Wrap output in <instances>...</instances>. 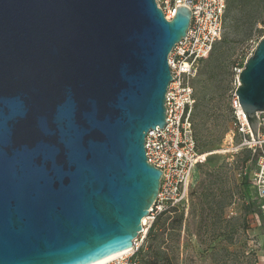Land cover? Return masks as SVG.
<instances>
[{
  "label": "water",
  "instance_id": "water-1",
  "mask_svg": "<svg viewBox=\"0 0 264 264\" xmlns=\"http://www.w3.org/2000/svg\"><path fill=\"white\" fill-rule=\"evenodd\" d=\"M191 14L154 0H0V264H94L126 252L161 171L167 59ZM253 139L264 38L237 77Z\"/></svg>",
  "mask_w": 264,
  "mask_h": 264
},
{
  "label": "built area",
  "instance_id": "built-area-1",
  "mask_svg": "<svg viewBox=\"0 0 264 264\" xmlns=\"http://www.w3.org/2000/svg\"><path fill=\"white\" fill-rule=\"evenodd\" d=\"M166 21L172 20L176 7H185L191 18L185 37L175 45L167 63L171 81L165 94V126L151 130L145 136V157L148 164L161 171L156 201L141 220V231L130 250L103 264H138L136 253L143 248L146 235L160 214H184L189 204L191 179L206 154L198 149L191 114L195 105L193 82L200 62L205 60L220 40L227 0H154ZM243 68V67H242ZM242 68L235 69V88L229 97L232 136L239 142L230 146L231 155L249 149L255 158V170L250 176L254 198L259 202V214L264 219V112L257 113V138L253 139L235 90ZM245 201L247 198L245 197ZM247 205L248 201H247Z\"/></svg>",
  "mask_w": 264,
  "mask_h": 264
},
{
  "label": "rangeland",
  "instance_id": "rangeland-1",
  "mask_svg": "<svg viewBox=\"0 0 264 264\" xmlns=\"http://www.w3.org/2000/svg\"><path fill=\"white\" fill-rule=\"evenodd\" d=\"M236 18L238 19V15L232 12L224 19L222 35L214 47L212 59L200 65L198 70L200 75L197 79L196 99L205 94V101L220 104L223 126L227 133L217 148L211 152L205 151L206 161L197 167L190 185V191L196 188L205 169L213 170L226 165L233 169L230 185H236L237 192L233 205L224 211V220L231 237L214 241L211 251H206L193 237L189 239L186 232L192 229L194 222L190 215V199L176 250L177 264H264V219L259 214V202L254 198V189L248 182L255 170V164H240L244 152L249 149H242L233 155L229 153L230 146L236 145L240 138L237 135L232 136L229 110V97L236 84L235 69L243 67L259 40L264 38V26L259 24V21H264V13L253 20L251 26L247 27L249 30H245L246 23L242 24L243 21H237ZM243 193L246 201L242 200ZM247 201L248 213L245 208ZM184 241L188 242V246ZM211 255L229 256L225 261L218 263Z\"/></svg>",
  "mask_w": 264,
  "mask_h": 264
},
{
  "label": "trees",
  "instance_id": "trees-1",
  "mask_svg": "<svg viewBox=\"0 0 264 264\" xmlns=\"http://www.w3.org/2000/svg\"><path fill=\"white\" fill-rule=\"evenodd\" d=\"M232 12L238 15L237 21L242 20V24L246 23L245 30H249L247 27L251 26L253 20L264 13V0H227L224 19ZM259 24L264 26V21H259ZM214 47L210 55L200 62V65L212 59ZM198 75L200 73L193 82L195 105L191 114V123L198 149L205 153V151H213L221 144L227 129L223 126V115L219 103L211 104L209 100L205 101V94L196 99ZM247 162L255 163V158L249 150L244 152L240 164ZM232 170L227 165L213 170L205 169L202 179L189 193L190 215L194 222L192 229L188 230L186 235L189 239L193 237L206 251L212 250L211 244L214 241L231 237L227 222L224 220V211L233 205L237 192L236 185H230ZM248 182H250V177ZM244 196L245 193H243V201ZM245 208L248 213V205ZM183 221V212H174L171 216L165 213L158 215L146 235L143 248L135 255L138 264H177L176 250ZM229 241L231 242V239ZM184 243L188 246L187 241ZM228 256L211 255L218 263L225 261Z\"/></svg>",
  "mask_w": 264,
  "mask_h": 264
},
{
  "label": "bare ground",
  "instance_id": "bare-ground-1",
  "mask_svg": "<svg viewBox=\"0 0 264 264\" xmlns=\"http://www.w3.org/2000/svg\"><path fill=\"white\" fill-rule=\"evenodd\" d=\"M120 254H121V253H120ZM120 254H117V255L111 256V257H109V258H106V259H104V260H102V261H100V262L94 263V264H103V263H105V262H107V261H110V260L114 259L115 257L119 256Z\"/></svg>",
  "mask_w": 264,
  "mask_h": 264
}]
</instances>
